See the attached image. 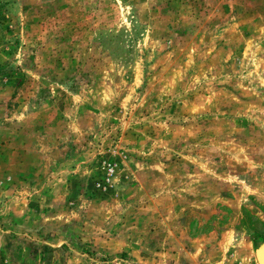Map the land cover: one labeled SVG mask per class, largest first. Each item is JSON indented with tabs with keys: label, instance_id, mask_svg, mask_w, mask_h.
Masks as SVG:
<instances>
[{
	"label": "rangeland",
	"instance_id": "374dc122",
	"mask_svg": "<svg viewBox=\"0 0 264 264\" xmlns=\"http://www.w3.org/2000/svg\"><path fill=\"white\" fill-rule=\"evenodd\" d=\"M264 0H0V264H257Z\"/></svg>",
	"mask_w": 264,
	"mask_h": 264
},
{
	"label": "water",
	"instance_id": "95a60500",
	"mask_svg": "<svg viewBox=\"0 0 264 264\" xmlns=\"http://www.w3.org/2000/svg\"><path fill=\"white\" fill-rule=\"evenodd\" d=\"M257 264H264V247L258 248L255 253Z\"/></svg>",
	"mask_w": 264,
	"mask_h": 264
}]
</instances>
